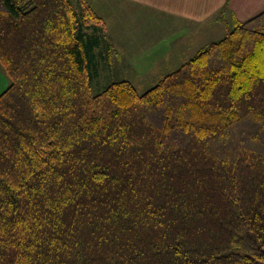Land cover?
Segmentation results:
<instances>
[{
	"label": "trees",
	"instance_id": "trees-1",
	"mask_svg": "<svg viewBox=\"0 0 264 264\" xmlns=\"http://www.w3.org/2000/svg\"><path fill=\"white\" fill-rule=\"evenodd\" d=\"M79 1L0 0V264H264V10L93 94Z\"/></svg>",
	"mask_w": 264,
	"mask_h": 264
},
{
	"label": "rangeland",
	"instance_id": "rangeland-1",
	"mask_svg": "<svg viewBox=\"0 0 264 264\" xmlns=\"http://www.w3.org/2000/svg\"><path fill=\"white\" fill-rule=\"evenodd\" d=\"M71 1L78 10L81 8L79 0ZM87 1L89 2L90 0ZM242 2L244 4L242 8L243 13L241 12V8L239 9L241 16L246 15L245 13L249 10L248 5L253 0H242ZM227 5V15L225 18L231 20V10L228 2ZM122 11L123 13L120 18L107 19L106 21L109 37H106L102 48L97 50L96 67L98 70L97 73L94 72L91 82L93 94L101 92L110 83L120 80L131 81L140 93H144L153 87L164 74L177 69L185 60L193 57L200 47L210 42L218 41L226 34L225 23L216 21L220 13L218 11L215 13L212 21H208L206 26H202L206 32L204 35H199L200 37L192 42V48L183 51L179 57L167 56L165 55L166 49L169 48L175 34L170 37L172 34L170 32L172 31L149 33L148 30L153 26L141 24L140 20L135 22L137 15L133 14L129 16L127 14V16L126 10ZM247 15L243 16V20L250 18ZM114 21L118 22L114 24ZM135 23L138 25L134 26ZM105 27L106 24L104 30ZM134 28H138L140 31H135ZM115 29L118 30L116 35L113 33L110 36ZM99 53L101 54L99 55ZM10 82V78L0 64V94L7 89Z\"/></svg>",
	"mask_w": 264,
	"mask_h": 264
},
{
	"label": "crops",
	"instance_id": "crops-1",
	"mask_svg": "<svg viewBox=\"0 0 264 264\" xmlns=\"http://www.w3.org/2000/svg\"><path fill=\"white\" fill-rule=\"evenodd\" d=\"M89 2L105 21L106 37H109L107 19H118L122 16V10H126V15H137V17L134 16L136 17L135 22L140 20L141 24L153 26L148 30L149 33L172 31L170 37L175 34L174 39L170 42L169 48L166 49L165 55L178 57L181 56L183 51L192 48V42L200 37L199 35H204L206 30L202 26H206L208 21H212L215 13L218 11L221 13L225 3H229L231 20L220 19L219 13L216 21L225 23L226 32L228 24H231L235 18L243 20V16H246L248 12H253L247 15L251 17L264 10V0H253L248 5L249 10L245 13L246 15L242 16L239 11L241 8L243 13L244 4L242 0H90ZM117 22L114 21V24ZM137 25V23L134 24V26ZM134 30L140 31L138 28H134ZM116 32L118 30L115 29L110 36L113 33L116 35Z\"/></svg>",
	"mask_w": 264,
	"mask_h": 264
}]
</instances>
